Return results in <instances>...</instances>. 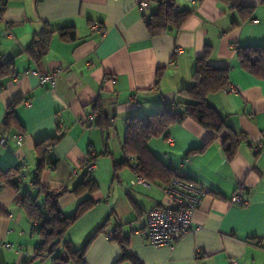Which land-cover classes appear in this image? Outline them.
Masks as SVG:
<instances>
[{"label": "crops", "instance_id": "obj_1", "mask_svg": "<svg viewBox=\"0 0 264 264\" xmlns=\"http://www.w3.org/2000/svg\"><path fill=\"white\" fill-rule=\"evenodd\" d=\"M173 1L194 13L179 30L153 36L145 19L157 11L155 0H6L0 62L14 59L16 74L0 80V126L9 105L20 100L15 113L21 128L8 129L0 168H20L23 160L27 166L17 188L0 186V264H55L54 255L41 253L38 224L21 200L37 190V144L57 135L59 140L45 154L40 180L51 190L66 189L58 204L67 216L92 201L65 235L80 248L103 227L86 250L87 264H232L233 259L264 264V76L244 68L237 54L241 46L264 47V0ZM232 1L253 7V12H242ZM46 23L55 30L74 26L76 38L55 31L48 53L35 62L25 50ZM95 24L100 28L94 29ZM207 45L213 50L211 62L229 68L230 85L240 90L212 93L208 102L244 138L230 157L212 129L186 118L170 128L169 138L150 141V149L166 165L210 189L194 214V230L174 248L156 247L140 231L149 211L167 203V184L132 183L138 174L126 163V126L133 116L185 99L180 89L191 83ZM31 70H59L55 86L42 84ZM28 99L31 106L25 104ZM98 100L112 122L107 129L94 124ZM18 133L24 135L22 146ZM257 142L262 143L258 149ZM203 145L204 150L191 152ZM89 155L95 156L92 178L97 189L79 191ZM237 192L247 205L233 202ZM117 230L125 248L110 237ZM125 252L129 256L121 259Z\"/></svg>", "mask_w": 264, "mask_h": 264}, {"label": "trees", "instance_id": "obj_2", "mask_svg": "<svg viewBox=\"0 0 264 264\" xmlns=\"http://www.w3.org/2000/svg\"><path fill=\"white\" fill-rule=\"evenodd\" d=\"M155 1L158 3L157 11L145 19L148 30L153 36L168 30H179L194 13L193 10L180 9L173 0ZM231 3L246 14L253 12V7L241 3L236 4L233 1ZM5 4L6 0L0 1L1 12L4 11ZM246 10L248 13L245 12ZM55 31H59L64 38H76L74 26L55 30L46 23L38 34V38L25 50L35 62L42 61L48 53ZM212 51V46L207 45L203 54L197 58L191 83L180 89V93L185 99L154 113L136 115L128 119L124 137L126 163L132 165L137 174L146 180H161L168 184L176 176V169L166 165L157 157L150 149L149 143L156 137L169 138L170 128L186 118H192L202 126L212 129L215 132V137L221 138L230 157L236 152L241 138H244V135L234 130L208 102L210 94L225 90L230 85L229 68L214 65L211 62ZM237 54L244 68L256 75L264 76V47L241 46L238 48ZM15 74L14 59L0 62V80ZM19 101L15 100L9 105L5 121L1 125L3 130H8L12 125L21 128L20 123L16 121L15 113V105ZM94 110L98 111L94 124L103 129L112 126L109 116L103 111L100 100L94 104ZM59 138L60 136L57 135L37 144V152L40 157L38 172L34 177V185L37 190L36 193L28 191L23 196L21 205L30 219L38 224V231L42 237L41 253L54 255L55 264H87L85 260L86 250L103 227L96 230L80 248H75L70 241L65 239V235L68 228L92 206V201L87 200L81 203L75 214L67 216L63 214L58 204L59 197L66 192V189L51 190L44 187L40 180L45 154L57 143ZM206 146L195 148L191 152L202 151ZM91 158L94 160L95 156H91ZM19 181L20 168L11 167L6 170L0 168V186L9 184L17 188ZM85 189L88 191L97 189L92 173H85L84 181L78 187L79 191ZM43 196V200H40ZM118 231L112 233V239H120L125 248L127 242L119 236ZM127 256L129 255L125 252L121 259Z\"/></svg>", "mask_w": 264, "mask_h": 264}, {"label": "built area", "instance_id": "obj_3", "mask_svg": "<svg viewBox=\"0 0 264 264\" xmlns=\"http://www.w3.org/2000/svg\"><path fill=\"white\" fill-rule=\"evenodd\" d=\"M1 1V0H0ZM147 2H144V5ZM3 20L0 11V21ZM94 29H99L100 26L95 24ZM182 51L181 48L177 49V53ZM59 70H54L50 73H41L37 70H31V74L39 77L42 84L50 83L52 86L56 84V78ZM225 91L238 93L240 90L237 86L229 85ZM26 106H31V101H25ZM5 121V120H4ZM10 134L8 130H3L0 126V148L8 143ZM17 144L23 145L24 135L18 133L16 135ZM257 149L262 146L261 142H257ZM89 155L83 162L85 173H93L96 170V163ZM27 162L23 160L20 167V180L26 176ZM178 169L175 170V177L167 184L165 193L168 201L164 205L157 206L149 211L147 223L144 229L140 231L142 236L152 245L156 247L168 246L174 248L177 242L185 235L194 230L193 218L196 210L200 207L203 198L210 192L209 187L203 181L190 178L179 173ZM146 179L138 175L133 184L145 183ZM233 202H239L247 205L248 201L241 197L240 192H237L233 198ZM112 238V233H110ZM7 248H12L13 244H4ZM237 260L233 259L232 264H237Z\"/></svg>", "mask_w": 264, "mask_h": 264}]
</instances>
